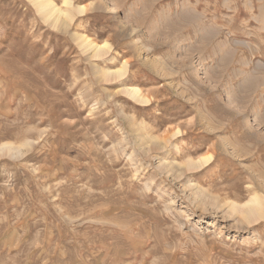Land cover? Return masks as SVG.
<instances>
[{
  "label": "rangeland",
  "instance_id": "rangeland-1",
  "mask_svg": "<svg viewBox=\"0 0 264 264\" xmlns=\"http://www.w3.org/2000/svg\"><path fill=\"white\" fill-rule=\"evenodd\" d=\"M35 1L0 0V264H264V0Z\"/></svg>",
  "mask_w": 264,
  "mask_h": 264
},
{
  "label": "bare ground",
  "instance_id": "bare-ground-1",
  "mask_svg": "<svg viewBox=\"0 0 264 264\" xmlns=\"http://www.w3.org/2000/svg\"><path fill=\"white\" fill-rule=\"evenodd\" d=\"M36 2V8H37V11L38 12H42L43 13V15H44V17L46 18V19H49V18H53V22H57L58 20H60V18L61 17H64L65 19H71V18H73L72 16V14H71V12H69L68 10H63V11H61V10H59L58 8H55V6L53 5V4H51L50 3V1L48 0H37V1H35ZM69 2H70V0H64V5H66V6H68L69 5ZM82 8L83 7H81V6H79V8H77L75 11L77 12V13H82L83 12V10H82ZM46 19H45V21H46ZM68 22V21H67ZM55 24V23H54ZM90 45V47H91V49H94V50H101L99 47H98V45H91V44H89ZM97 53V52H96ZM124 70V67H122V68H120V69H118V70H115L114 71V75L115 74H117V76L118 75H121V74H123V71ZM131 93L132 94H136V90H132L131 91ZM130 93V94H131ZM9 147H6V146H3V148H1L0 147V152H2L4 149L5 150H7ZM7 151H9L10 152V150L8 149ZM20 153V152H19ZM209 159H207L206 157H201L199 160H198V162H197V164L198 165H201V164H203V163H206L207 161H208ZM188 166H191L190 164L188 165ZM252 204V205H251ZM249 205V204H248ZM246 206V210L245 211H243L241 214H242V218L245 220V221H249L251 218H252V216L253 217H255V216H262V215H260L259 213H261L260 212V209H259V207H258V205H259V199H258V197H253L252 198V200L250 201V205L249 206ZM258 207V208H257ZM233 211L235 212V209H233ZM232 211V212H233ZM238 211V210H237ZM255 219V218H254ZM250 222V221H249ZM251 223V222H250ZM247 224H249V223H247Z\"/></svg>",
  "mask_w": 264,
  "mask_h": 264
}]
</instances>
